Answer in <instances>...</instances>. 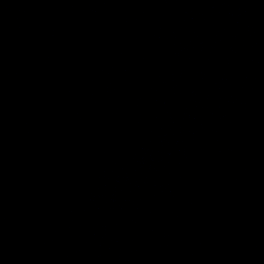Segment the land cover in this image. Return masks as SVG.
<instances>
[{"label":"water","instance_id":"water-1","mask_svg":"<svg viewBox=\"0 0 264 264\" xmlns=\"http://www.w3.org/2000/svg\"><path fill=\"white\" fill-rule=\"evenodd\" d=\"M0 264H264V0H0Z\"/></svg>","mask_w":264,"mask_h":264}]
</instances>
